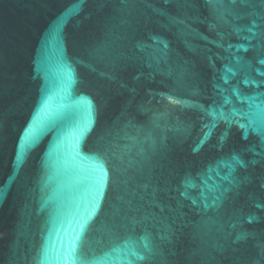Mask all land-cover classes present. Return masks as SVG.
I'll use <instances>...</instances> for the list:
<instances>
[{"label": "water", "instance_id": "95a60500", "mask_svg": "<svg viewBox=\"0 0 264 264\" xmlns=\"http://www.w3.org/2000/svg\"><path fill=\"white\" fill-rule=\"evenodd\" d=\"M250 11L231 0H0V264H65L76 220L96 195L100 154L108 179L77 244L81 259L264 264V160L247 151H261L260 136L244 140L221 122L205 138L193 107L210 103L216 54L224 55L218 34L247 44L234 29L249 25ZM239 55L230 84L242 95L264 93L240 83L264 79V56ZM251 117L264 127V107ZM233 151L247 166L223 182L226 199L193 211L200 180L185 199L183 178L204 172L208 188L221 185L227 170L207 169Z\"/></svg>", "mask_w": 264, "mask_h": 264}, {"label": "snow or ice", "instance_id": "6c2138e0", "mask_svg": "<svg viewBox=\"0 0 264 264\" xmlns=\"http://www.w3.org/2000/svg\"><path fill=\"white\" fill-rule=\"evenodd\" d=\"M129 0H125V3ZM180 3L188 5L192 0H179ZM213 0H209V3H212ZM232 3H240L246 7L252 9L248 12L247 15L251 18L249 25L246 27H236L234 29L235 33H246L245 35L239 36L240 40L246 41L247 44H233L228 42L227 36L225 33H219V42L217 47L221 48L224 52V55L216 54V59L222 61V66L217 70L216 80L212 84V93L209 96L210 103L205 108L202 105H193V107L199 109L201 112V121L204 131V137L207 138L212 134V130L216 126L223 122L227 129H231L233 126L238 127L243 130V139H248L249 131L257 133L260 136V148L261 151L257 152L256 147L252 146L247 149V151L253 152L255 156L264 160V127L257 126L256 122L251 117V110L253 108L260 109L264 107V100L261 99L264 96V93H257L256 95H242L239 87L236 85L230 84V76L235 77L236 72L233 71V64L236 66L243 65V57L239 55L242 51L247 53L249 49L253 51H258L261 56H264V0H231ZM157 14H161L159 9L155 10ZM243 17L237 16L235 19L239 20ZM255 41V43H253ZM165 49L167 45L165 44ZM157 64L160 63V59L157 57L153 58ZM209 63L215 67V62L212 56L208 57ZM258 63L264 65V58L259 59ZM247 68H251V65H246ZM258 75L264 77V71L257 70ZM240 83L249 86H255V88H264V79H253L251 76H246ZM236 98V101L243 105L247 104L249 111H244L242 108H238L233 104L232 97ZM260 101V103H257ZM230 106V107H229ZM227 108V111L225 110ZM2 115H0V126H2ZM34 128L28 129L25 134L23 141L21 142V152L25 145L32 142L34 138ZM80 134H83V129L80 130ZM224 137H221V142H223ZM106 154H100L99 158L101 162L95 167V187L96 195L93 201L90 204L89 209L86 210L84 214L76 220V228L73 229V235L68 243L67 247L64 249L62 254V259L65 261V264H101L100 260H87L81 259L77 255V244L79 243L80 236L84 232L85 228L88 225V221L91 216L94 214L96 207L98 206L99 197L103 193L104 185L108 179V173L104 168L103 160L105 159ZM239 165L240 167H246L247 164L244 160L240 159L239 155L233 151L225 156H221L216 160L215 165L207 169L208 172H216L219 174L221 169L227 170L224 175L220 176L221 185H214L211 189L207 187L203 177L204 172L197 173L195 176L192 174L186 175L183 180L184 183L182 187L185 191H181L180 195L185 199L188 198L187 190L197 187L196 181L200 180L201 192H200V202L192 200L191 207L193 211L203 212L209 207L219 206L225 199L226 194L229 191L228 188L223 187V182H227L228 185L234 183V177L232 173L235 169V166ZM118 181L114 180L113 183ZM212 193V203H208V195L206 193ZM144 247L150 252L151 249L147 242L148 237L145 235ZM127 247V242L125 244ZM113 251H119V249H113ZM131 256L135 257L136 260H144L145 256H140L133 249L130 253ZM129 264H132L129 261Z\"/></svg>", "mask_w": 264, "mask_h": 264}]
</instances>
